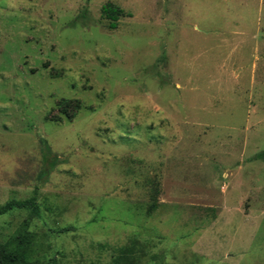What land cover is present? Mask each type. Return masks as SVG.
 <instances>
[{"label":"rangeland","instance_id":"rangeland-1","mask_svg":"<svg viewBox=\"0 0 264 264\" xmlns=\"http://www.w3.org/2000/svg\"><path fill=\"white\" fill-rule=\"evenodd\" d=\"M106 2L130 13L115 29ZM261 151L264 0H0V205L39 211L0 214V243L28 233L40 263L129 246L264 264Z\"/></svg>","mask_w":264,"mask_h":264},{"label":"trees","instance_id":"trees-1","mask_svg":"<svg viewBox=\"0 0 264 264\" xmlns=\"http://www.w3.org/2000/svg\"><path fill=\"white\" fill-rule=\"evenodd\" d=\"M101 17L108 21V27L115 29L118 26V20L121 17L130 16V13L122 8L106 2L100 9ZM83 16L85 14L83 13ZM41 146V155L44 161L43 170L40 172V180L45 181L49 173L59 164V157L52 152L50 146L44 139H39ZM254 158H264V151L254 155ZM157 193V191H155ZM157 205L156 195L153 196V202L150 205L154 209ZM15 208H30L34 214H38V207L35 197L31 196L26 199H11L0 205V214H4ZM32 238L28 233L22 231L15 236V242L6 241L0 243V264H59L55 259L51 258L44 263H40L32 257L33 249L31 247ZM107 264H140L137 259L132 256V249L129 246L119 247L116 254Z\"/></svg>","mask_w":264,"mask_h":264}]
</instances>
